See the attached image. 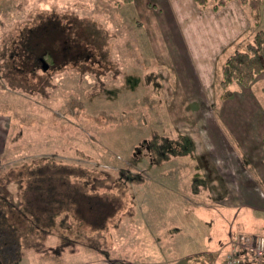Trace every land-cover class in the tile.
I'll list each match as a JSON object with an SVG mask.
<instances>
[{
  "label": "rangeland",
  "instance_id": "rangeland-1",
  "mask_svg": "<svg viewBox=\"0 0 264 264\" xmlns=\"http://www.w3.org/2000/svg\"><path fill=\"white\" fill-rule=\"evenodd\" d=\"M258 28L264 0H0V264H222L209 172L264 156V71L218 82Z\"/></svg>",
  "mask_w": 264,
  "mask_h": 264
},
{
  "label": "crops",
  "instance_id": "crops-1",
  "mask_svg": "<svg viewBox=\"0 0 264 264\" xmlns=\"http://www.w3.org/2000/svg\"><path fill=\"white\" fill-rule=\"evenodd\" d=\"M234 111H237L234 110ZM228 112V111H227ZM212 125H209L213 129V133L216 135L214 136L221 144L224 145L225 139L220 135L221 127L219 128L217 125L221 126L218 120H214ZM218 122V123H217ZM229 121H226V125L228 126ZM241 127H239V131L236 133V126H231L230 129L236 141L239 142L240 147H252L249 146L250 143L253 142L252 135L250 134L249 127L252 125L247 124L246 120H241ZM259 134L256 136L257 142L264 143V125L258 126ZM227 136V135H226ZM229 139V137L227 136ZM239 138V140L237 139ZM211 146L213 145L216 147L215 142L213 141L210 143ZM218 145V144H217ZM236 149L238 148L237 144H235ZM224 147V146H221ZM239 149V148H238ZM247 153L244 151L243 154ZM242 154V156H243ZM225 155V154H224ZM227 155V153H226ZM225 155V157H226ZM249 155V154H248ZM239 156V154H238ZM177 158V157H176ZM235 161L237 164H243V173L240 175H236L237 173L232 172L234 167L231 166V162L229 161L230 158L224 159L223 157H218V160L215 164H217L216 169L217 171L209 172L211 175L215 176L216 173L220 175V179H223V192L220 200H216L215 206H209L214 212L220 215L223 219L227 220V238L226 242L228 248H231L230 244V236L232 233H249L252 235L263 234L264 235V191L261 187V184L257 183L256 180L259 182L264 180V170H262L264 166V156L260 159L253 158V161L249 159V161L242 160V157H235ZM241 158V160H240ZM178 163V158L173 161V163ZM254 164L251 167L249 165ZM262 168H260V167ZM196 174V173H195ZM235 174V175H234ZM191 175V179L198 177L200 174ZM241 180L242 182L239 184L235 180ZM234 181V182H232ZM257 184V185H256ZM213 188V187H212ZM193 190V189H192ZM194 191V190H193ZM197 191V190H196ZM230 196H237L238 197V204H236V208L233 210L231 207H234V204H230ZM232 210V211H231ZM224 212L227 214V218L221 215ZM254 213V214H253ZM229 215V217H228ZM231 215V216H230ZM232 217V218H231ZM233 219V220H232ZM237 229L236 232H233L234 229ZM237 253L241 257V264H251L250 257L245 253V251L241 248L237 249ZM227 254V253H226ZM217 264V263H216ZM222 264H225V259ZM261 264H264V259L262 260Z\"/></svg>",
  "mask_w": 264,
  "mask_h": 264
},
{
  "label": "trees",
  "instance_id": "trees-1",
  "mask_svg": "<svg viewBox=\"0 0 264 264\" xmlns=\"http://www.w3.org/2000/svg\"><path fill=\"white\" fill-rule=\"evenodd\" d=\"M128 3L132 0H117ZM229 0H195L200 6H209L217 9L226 4ZM241 4H248L250 14L254 22L260 19V8L263 0H239ZM212 4H211V3ZM41 57L47 58L53 63L48 52H43ZM264 71V28H258L253 32L252 38L247 41L244 47H237L230 52L223 61L219 85L223 93L229 91L227 86L237 82L242 87L250 86L253 80Z\"/></svg>",
  "mask_w": 264,
  "mask_h": 264
},
{
  "label": "built area",
  "instance_id": "built-area-1",
  "mask_svg": "<svg viewBox=\"0 0 264 264\" xmlns=\"http://www.w3.org/2000/svg\"><path fill=\"white\" fill-rule=\"evenodd\" d=\"M231 248L225 256V264H241V257L237 249L241 248L250 257L251 264H261L264 259V235H252L249 233H239L230 236Z\"/></svg>",
  "mask_w": 264,
  "mask_h": 264
},
{
  "label": "water",
  "instance_id": "water-1",
  "mask_svg": "<svg viewBox=\"0 0 264 264\" xmlns=\"http://www.w3.org/2000/svg\"><path fill=\"white\" fill-rule=\"evenodd\" d=\"M40 61H41V67H42V69H44V70L47 69L48 64L45 62V60H44L43 57L40 58Z\"/></svg>",
  "mask_w": 264,
  "mask_h": 264
}]
</instances>
